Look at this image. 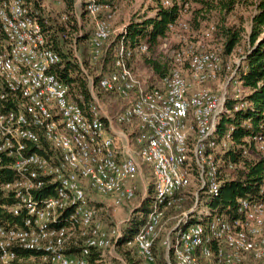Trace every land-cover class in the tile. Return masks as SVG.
<instances>
[{
    "label": "built area",
    "instance_id": "built-area-1",
    "mask_svg": "<svg viewBox=\"0 0 264 264\" xmlns=\"http://www.w3.org/2000/svg\"><path fill=\"white\" fill-rule=\"evenodd\" d=\"M82 3L94 23L95 62L116 35V12L98 0H76V10ZM32 5L0 0V83L7 90L0 92V190L14 199L0 208L20 218L0 220V262L10 264L26 249L46 264H127L117 251L124 246L158 264L161 237L167 264H264V197H238L232 218L207 207L221 193L216 157L232 141L233 128L220 137V120L245 107L238 91L234 111L227 108L235 72L222 79L220 52L176 47L166 75L150 85L128 63L134 51L125 45L124 25L115 70L100 80L122 102L111 113L89 77L87 115L54 72L60 56L47 46ZM255 141L264 152V136ZM144 165L153 175L152 204L146 223L126 239L122 222L104 224L91 194L124 207ZM187 198L194 202L184 210Z\"/></svg>",
    "mask_w": 264,
    "mask_h": 264
},
{
    "label": "trees",
    "instance_id": "trees-1",
    "mask_svg": "<svg viewBox=\"0 0 264 264\" xmlns=\"http://www.w3.org/2000/svg\"><path fill=\"white\" fill-rule=\"evenodd\" d=\"M31 1L34 14L43 26L47 46L60 56V62L54 68V72L69 85L70 98L89 115L93 103L89 79L91 77L97 97L111 113H115L122 100L116 93L103 89L100 80L115 70L114 63L121 37H111L105 45L101 59L94 62L91 58L94 23L84 3L76 10V0H59L58 8H50L48 0ZM98 1L111 6L114 3V0ZM165 1H169V5H166ZM146 6L147 11L141 18L128 25L124 41L126 47L134 51L128 63L135 71L136 60L141 58L156 71L158 79L164 77L170 64L162 65L149 54L171 33L180 31L188 34L184 39L189 44L185 45H193L196 34L199 38L203 36L207 40L219 37L218 48L206 45L198 50L219 51L223 60L224 58L228 60H224L222 79L235 72L228 84L227 108L234 111L235 103H238L234 95L238 91L242 97L240 101L245 103V107L233 114L224 115L220 120V137L233 128L232 141L226 147H221L216 157L221 171V193L207 202V207L213 213L225 211L232 218L233 213L229 207L235 204L238 197L249 199L264 197V152L258 149L255 141L258 135L264 136V0H147ZM242 7L253 8L249 32L243 25L240 11ZM234 16L236 21L232 22L231 18ZM142 45L148 46L146 53H139L138 48ZM242 47L244 51L239 53L240 62L230 61ZM155 83L157 80H153L150 85ZM6 91L0 83V92ZM1 174L0 169L2 179ZM144 174L151 179V183L144 197L140 189L132 200L135 201L138 197L139 206L122 228L126 239L135 236L146 223L150 212L154 182L151 168L147 165H144ZM193 202L192 198H187L184 210L190 209ZM13 203L12 195H5L0 190V204ZM0 220L14 223L20 221V218L0 208ZM121 250L127 264H145L135 248L123 246ZM154 251L158 264H167L161 237L156 241ZM10 264L46 263L41 261L37 252L18 249L17 257Z\"/></svg>",
    "mask_w": 264,
    "mask_h": 264
},
{
    "label": "rangeland",
    "instance_id": "rangeland-1",
    "mask_svg": "<svg viewBox=\"0 0 264 264\" xmlns=\"http://www.w3.org/2000/svg\"><path fill=\"white\" fill-rule=\"evenodd\" d=\"M146 1L147 0H114L113 3V8L116 12L115 15V21H114V28L117 30L116 35L115 36H119L118 31L119 29L127 24H130L132 21H136L139 20L141 18V16L144 14L146 10ZM48 6L50 8H58L59 5V0H48ZM76 3V2H75ZM242 16H243V25L245 27V29H247L246 31L249 32L250 31V27H251V20H252V15H253V8L252 7H242V9H240ZM152 14V13H150ZM187 18V17H186ZM232 22L236 21V16L231 18ZM187 33H183L180 31L171 33L167 38H165L161 44H159V46L152 51L149 56L154 59L155 61H158L160 64L162 65H167L170 64L171 65V60H172V51L176 48V47H180L183 46L185 44H189L184 38L187 37ZM196 39L194 40V47L198 48V49H202V47L206 46V45H212V47L214 48H218L217 45H219L220 43V38L215 36L214 40H207L205 37L200 36V38L198 37V35L196 34ZM196 41V42H195ZM241 51H244V48H240L238 50V52H236L232 57L230 61H236L237 63L240 62L241 57L239 55V53H241ZM224 57V56H223ZM225 60V58H224ZM228 61V60H225ZM224 61V62H225ZM135 68H136V73L139 76V78L143 81L147 80L150 83L153 80H156V78H158V74L156 73L155 70H153L144 60H142L141 58L136 60L135 63ZM120 106V105H119ZM118 106V107H119ZM151 183V179L147 178L146 175L143 173V177L141 180H139L138 182V190L141 189V192L143 194V197L146 195V193L148 192V188L149 185ZM91 196L95 199L96 204H97V208L98 210V214L101 218V220L104 222V224L107 227H112L118 223H123L122 224V228L124 227V225L128 222L129 218L131 217L132 212L139 206V200L136 198L135 201H132L130 204H127V206L124 207H120V208H115L112 206V199L98 194V193H94V195L91 194ZM152 204V202H151ZM177 214L174 215L175 219ZM175 219H172L170 222L174 221ZM122 247H118L117 251L120 252V254L123 256L122 254Z\"/></svg>",
    "mask_w": 264,
    "mask_h": 264
}]
</instances>
